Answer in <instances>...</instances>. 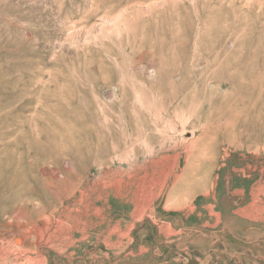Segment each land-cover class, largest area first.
I'll return each instance as SVG.
<instances>
[{
    "label": "rangeland",
    "instance_id": "1",
    "mask_svg": "<svg viewBox=\"0 0 264 264\" xmlns=\"http://www.w3.org/2000/svg\"><path fill=\"white\" fill-rule=\"evenodd\" d=\"M0 264H264V0H0Z\"/></svg>",
    "mask_w": 264,
    "mask_h": 264
},
{
    "label": "bare ground",
    "instance_id": "2",
    "mask_svg": "<svg viewBox=\"0 0 264 264\" xmlns=\"http://www.w3.org/2000/svg\"><path fill=\"white\" fill-rule=\"evenodd\" d=\"M12 221V220H11ZM17 233V232H16ZM12 234V233H11ZM22 238V237H21ZM38 238V237H37ZM2 241V240H1ZM2 243V242H1ZM20 255V254H19ZM10 256V255H9ZM25 258V257H24Z\"/></svg>",
    "mask_w": 264,
    "mask_h": 264
}]
</instances>
